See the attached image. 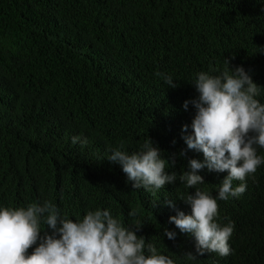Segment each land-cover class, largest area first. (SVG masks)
Returning <instances> with one entry per match:
<instances>
[{"label": "trees", "instance_id": "1", "mask_svg": "<svg viewBox=\"0 0 264 264\" xmlns=\"http://www.w3.org/2000/svg\"><path fill=\"white\" fill-rule=\"evenodd\" d=\"M225 60L264 87V0H0V204L50 201L73 220L107 208L126 227L140 225L136 235L175 264H264V166L239 198L217 201V222L234 224L231 253L189 261L193 238L168 217L190 213L178 197L194 189L179 179L159 191L132 189L106 159L147 138L177 176L188 159L203 160L181 139L194 111L182 104L196 95L195 74H218ZM77 135L88 143L73 145ZM200 175L205 184L196 187L215 196L226 173Z\"/></svg>", "mask_w": 264, "mask_h": 264}, {"label": "clouds", "instance_id": "2", "mask_svg": "<svg viewBox=\"0 0 264 264\" xmlns=\"http://www.w3.org/2000/svg\"><path fill=\"white\" fill-rule=\"evenodd\" d=\"M225 64L218 74L196 73L191 82L196 95L182 104L184 111L189 105L194 111L190 124L181 127L182 133H188L181 139L188 150L202 153L203 160L188 159L186 170L177 176L175 171H166L174 161L163 159L160 149L147 138L137 151L129 153L120 145L109 149L106 158L119 165L132 189L159 191L177 179L194 189L178 197L190 213L175 210L168 217V223L193 238L194 253H185L189 261L208 253L221 257L231 253L228 241L234 224L217 222V201L239 198L247 189L246 178L264 166V155L258 154V149H264V103L258 99L264 87L254 83L242 66L230 68L227 60ZM158 75L168 87H177L170 75ZM71 143L84 146L88 139L77 135ZM205 169L226 173L215 185V196L196 187L205 184L200 175ZM234 181L239 183L234 186ZM164 205L175 209L171 200L166 199ZM133 227H126L107 208L87 210L73 220L50 201L19 207L0 204V264H175L136 235L140 225ZM163 235L175 240L177 232L165 228Z\"/></svg>", "mask_w": 264, "mask_h": 264}]
</instances>
